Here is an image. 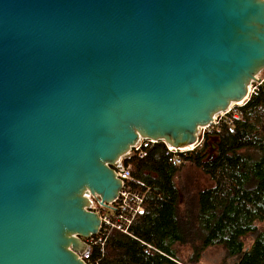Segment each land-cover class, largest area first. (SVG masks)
<instances>
[{
  "label": "water",
  "instance_id": "obj_1",
  "mask_svg": "<svg viewBox=\"0 0 264 264\" xmlns=\"http://www.w3.org/2000/svg\"><path fill=\"white\" fill-rule=\"evenodd\" d=\"M262 70L264 0H0V264H86L117 161L191 147Z\"/></svg>",
  "mask_w": 264,
  "mask_h": 264
},
{
  "label": "trees",
  "instance_id": "obj_2",
  "mask_svg": "<svg viewBox=\"0 0 264 264\" xmlns=\"http://www.w3.org/2000/svg\"><path fill=\"white\" fill-rule=\"evenodd\" d=\"M239 112L232 130L219 127L174 161L162 142L150 144L141 159H126L144 197L141 213L130 236L109 231L85 260L203 264L213 250L219 264H264V84Z\"/></svg>",
  "mask_w": 264,
  "mask_h": 264
},
{
  "label": "built area",
  "instance_id": "obj_3",
  "mask_svg": "<svg viewBox=\"0 0 264 264\" xmlns=\"http://www.w3.org/2000/svg\"><path fill=\"white\" fill-rule=\"evenodd\" d=\"M255 78L256 81L251 82L249 85L247 95L243 101L231 104L224 112L215 115L210 125L199 128L197 141L194 145L185 149H173L166 146L167 153L170 155L169 160L174 161L181 154L192 152L201 147L204 139L202 131L209 127H224L228 130H232L241 119L239 109L243 107L255 94L257 89L264 84V70H262ZM153 143L154 142L150 140L140 139L130 149L126 156L117 161V169L114 171L116 177L121 182V189L113 201L109 203H101L98 196H87L90 203L89 211L95 213L100 220V226L96 235L81 239L88 248L102 244L106 234L111 230L130 236V227L136 217L141 213L144 197L134 188L136 181L132 178L130 170L125 166L124 162L132 156L140 159L145 157V149ZM85 256L86 254L82 259L86 264H95L91 261H86Z\"/></svg>",
  "mask_w": 264,
  "mask_h": 264
},
{
  "label": "rangeland",
  "instance_id": "obj_4",
  "mask_svg": "<svg viewBox=\"0 0 264 264\" xmlns=\"http://www.w3.org/2000/svg\"><path fill=\"white\" fill-rule=\"evenodd\" d=\"M218 130V128H211L209 127L208 129L202 131V135L204 136H210V137H213L214 136V133L213 132H216ZM214 139L212 138L211 141H213ZM200 175V179L203 183L204 186H209L210 183L208 182V179L203 176L201 173L199 174ZM221 255L213 250H209L205 253V256H204V262L203 264H219L221 262Z\"/></svg>",
  "mask_w": 264,
  "mask_h": 264
}]
</instances>
